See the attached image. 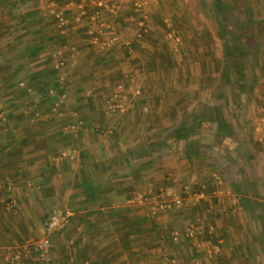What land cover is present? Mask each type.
<instances>
[{"label":"crops","instance_id":"0c3cea01","mask_svg":"<svg viewBox=\"0 0 264 264\" xmlns=\"http://www.w3.org/2000/svg\"><path fill=\"white\" fill-rule=\"evenodd\" d=\"M93 1L54 0L69 22L61 28L47 0H0V112L5 116L0 124V264L8 248L28 247L47 235L52 247L43 264H264L263 169L259 174L238 170L232 179L221 167L222 194L210 190L198 204L163 214L153 213L148 204L127 202L163 187L180 192L185 184L208 192L210 168L218 166L214 150L223 162H238L243 145L232 146L226 127L215 130L210 121L200 126L191 121L201 100L225 99L211 94L205 99L198 90L209 84L203 80L196 88L193 77L175 67L168 70L167 83L163 73L168 72L156 66L157 57L145 65L138 50L147 44L158 49L159 24L175 19L183 30L190 27L186 38L193 55H212L208 46L217 37L212 19L222 17L223 0H147L140 8L122 0L111 21L125 37L111 47L93 43L85 22L75 23L80 8L91 10ZM234 2L248 8L250 20L264 18V0ZM140 19L146 32L137 25ZM66 44L77 48L74 63L67 53L59 54ZM61 59L65 65L58 69ZM127 76L142 95L126 112L108 111L115 84ZM59 99L61 114L53 110ZM179 128L186 129L185 136L177 137ZM233 130L243 135L239 124ZM253 134L264 158V141ZM188 148L197 155L186 154ZM242 161L252 168L253 159ZM58 208L74 215L64 230L50 233L45 221ZM189 222L199 229L198 251L185 236Z\"/></svg>","mask_w":264,"mask_h":264},{"label":"rangeland","instance_id":"374dc122","mask_svg":"<svg viewBox=\"0 0 264 264\" xmlns=\"http://www.w3.org/2000/svg\"><path fill=\"white\" fill-rule=\"evenodd\" d=\"M223 2L225 4V11L222 17L220 18L217 14L212 19L216 27L217 36L216 39L211 40V42L209 41L208 47L212 55L205 56V58L202 54L203 52L193 55L186 38L187 31L191 30L190 27L188 28L185 26L188 23H186V20H183L184 26L186 27L185 30H183L182 22L177 23L175 19L172 18L173 21L167 20V24H169L170 27H167L165 22V26L162 23L159 24L162 33H159L158 37L161 39H159V45L157 46L160 51L159 55H156L157 58L155 59L157 60L154 59L156 66L165 68V59L169 57L168 59L172 64L169 69L175 67L178 69L177 72L179 74L183 72L187 76L189 74L190 77H193L194 83L197 84L196 88H198L199 84L204 80V83L209 85H207V87L204 86L203 90L202 88L195 90L200 91L199 95L204 94L203 96H205V99L208 94L214 95L215 99L219 97L225 99V101H213L212 104L206 102L202 103L203 101L201 100V103L195 106V110L198 114L205 106L212 107L213 110L212 112L210 111L211 114L208 115L212 117L210 121L211 126H213L215 130L221 129L223 126L226 127V129L223 128L224 131L228 132L230 141L235 142L232 146L238 143L243 145V149L237 151L236 159H238V162L233 164H229L226 161L223 162L222 157H220L222 156L220 151L214 150V152L217 153L214 156L218 161V166L214 165L213 168H210V173L212 174L215 172L220 175V189H224L226 184L223 177L224 172L221 170V167L226 169L225 173L231 174L230 177H232V179L234 173L238 172V170H241L243 174L252 173L253 169L255 174H259L258 172H261L262 169L264 170V158L260 157L257 153L259 149L256 146L253 134V131L257 132V138H259L257 140L259 142L264 141V137H262V133L264 132V18L250 20L251 16L247 13V7L241 4L238 6L237 3L235 4L234 0H223ZM92 9L87 12H91ZM177 24L180 25L177 26ZM68 30L69 29H67V31ZM172 30H174V36L179 37L181 42V45H178L176 50L173 47L175 45L173 39L167 36L168 31ZM235 54L242 56L240 61L242 62L243 71L241 74L237 73L236 61L233 57ZM194 68H196L195 71ZM156 73L157 76L160 75L158 70ZM172 73L174 74L175 72ZM170 78L169 72L167 74L165 72L163 73V79L166 80L167 83H169ZM173 78H175L174 75ZM171 92L172 89L170 94ZM182 93L184 96L189 94L188 90H184ZM242 99L246 101V103L242 102L238 104V101L241 102ZM247 100L250 102H247ZM240 114L247 117L245 119H240ZM195 117L192 118L191 121L197 122V114ZM232 117L235 119L233 124L229 121V118L232 119ZM261 118H263V120H261ZM236 123L239 124L241 132H243L242 136H237L236 131L233 130V126L237 125ZM238 148L240 147L238 146ZM243 157L253 159V162H251L252 168L250 167L248 169L243 167L246 163L242 161ZM208 187L211 188L210 183ZM163 189H165V187H163ZM159 190L146 192L149 196L148 201L150 203L155 202L154 197ZM210 190L211 189L208 190L207 194ZM152 196L154 197L152 198ZM190 223L194 222H189L188 225ZM195 226L197 225L195 224ZM196 237H199V235L196 234L194 239L201 246L200 238L196 239ZM188 239L192 241V239Z\"/></svg>","mask_w":264,"mask_h":264},{"label":"built area","instance_id":"2783aa9c","mask_svg":"<svg viewBox=\"0 0 264 264\" xmlns=\"http://www.w3.org/2000/svg\"><path fill=\"white\" fill-rule=\"evenodd\" d=\"M135 8H140L147 0H131ZM51 13L53 14L59 27H65L69 22L64 16V10L57 7L53 1H49ZM122 8V0H94L93 9L91 12H87L80 8L79 14L75 18V23L85 22L86 34L90 37L93 43H97L102 47H111L112 45L120 42L125 37L124 29L113 30L112 19L116 17ZM167 27H170L165 20ZM137 25L142 29V32H146V25L142 19L137 21ZM107 33L102 39V34ZM174 31H168L167 36L172 38L176 50L178 45H181L179 37L174 36ZM128 44V41H125ZM67 53L71 59V62H75V56L77 54V48L74 45H64L61 53ZM65 65V60L61 59L57 62L56 68L60 69ZM24 86L23 83H20ZM142 95V89L138 86L132 76H127L122 80H119L108 98L106 107L108 111L114 113H123L132 108L134 101ZM62 99L57 100L53 104V110L58 114H61ZM5 120V116L0 112V124ZM81 124V123H80ZM264 137V132L262 133ZM261 140V138H260ZM66 152H63L65 155ZM57 159V158H56ZM221 178L220 175L213 172L211 174V191L212 194L223 193V189H220ZM207 195V189L205 186L200 188H192L187 185L183 186L180 192L172 189L161 188L155 195V202L150 203L149 196L146 193H138L128 199L130 205H147L149 204L150 210L153 213H165L174 208H183L187 206H194L201 200L205 199ZM8 208L13 206V201L7 203ZM74 212L69 208L55 209L45 221V227L50 233H57L64 230ZM198 226L194 223H190L185 227V236L192 239L193 246L198 251L200 245L194 239L198 233ZM172 235L177 237L179 235L178 230L172 231ZM195 240V241H194ZM52 247L51 238L47 235L43 238L35 241L28 247L21 249L8 248L2 255L3 264H26L27 261H34L36 264H43L49 259L50 250Z\"/></svg>","mask_w":264,"mask_h":264},{"label":"trees","instance_id":"16d2710c","mask_svg":"<svg viewBox=\"0 0 264 264\" xmlns=\"http://www.w3.org/2000/svg\"><path fill=\"white\" fill-rule=\"evenodd\" d=\"M216 6L218 8L217 10H219V11L222 10L221 7L219 8V5H216ZM138 50L140 51V55H142V57H143V59L145 61V65H148V66L152 64V61H153L154 57L156 55H158L159 51H160L159 48L158 49L155 48V45H148V44H147V47H144L143 49H138ZM233 57L235 58V61H236L235 65L237 67V73L241 74L242 71H243L242 62L240 61L242 56L238 55V54H235ZM168 58L165 59V62H166L165 69H166L167 72L169 70V67H171V65H172ZM212 110H213L212 107L205 106L201 110V112L199 114H197L198 121L196 122V126H200L203 121H211L212 117H210L208 115L211 114ZM185 130H186L185 128H179L178 130H176L177 137L185 136L186 135V133H185L186 131ZM216 136H218V135H216ZM194 148L195 147H193V149ZM186 154L197 155V152H195L193 150H190L188 148L186 150Z\"/></svg>","mask_w":264,"mask_h":264}]
</instances>
